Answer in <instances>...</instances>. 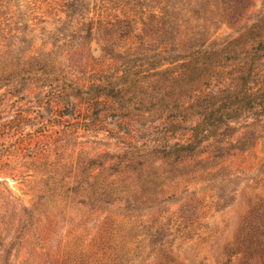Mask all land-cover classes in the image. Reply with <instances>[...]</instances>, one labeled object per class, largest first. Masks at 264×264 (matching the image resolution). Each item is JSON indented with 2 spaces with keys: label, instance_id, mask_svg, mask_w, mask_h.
Here are the masks:
<instances>
[{
  "label": "rangeland",
  "instance_id": "374dc122",
  "mask_svg": "<svg viewBox=\"0 0 264 264\" xmlns=\"http://www.w3.org/2000/svg\"><path fill=\"white\" fill-rule=\"evenodd\" d=\"M260 36L264 0H0V264L100 253L110 220L141 236L165 226L172 264H264V110L244 118L237 103ZM197 47L222 50L214 79L177 62ZM219 89L222 126L170 150L198 92ZM99 179L117 183L112 201H89ZM240 243L263 252L238 255ZM149 251L139 262L160 264Z\"/></svg>",
  "mask_w": 264,
  "mask_h": 264
},
{
  "label": "trees",
  "instance_id": "16d2710c",
  "mask_svg": "<svg viewBox=\"0 0 264 264\" xmlns=\"http://www.w3.org/2000/svg\"><path fill=\"white\" fill-rule=\"evenodd\" d=\"M132 22H134V20L127 19L117 24V26L120 24L118 30L123 33L121 34V38L127 35ZM141 22L144 24L142 20ZM167 23L168 21L165 22V24ZM90 25L91 24L89 23L87 28L82 30L85 34L83 36L80 35V39L88 41L92 37L94 28ZM163 26L164 23L159 28H162ZM153 29H151V31ZM259 38V44L262 46V55H259V59L257 60H254L255 55L252 56L254 64L249 65L247 68H242L245 69L243 73L246 74L244 78L246 83L252 78V83L254 84L252 89H244L240 92V95L238 94V96H242L241 100H238L237 103H240L242 105L241 108L244 109L243 114H246L244 118L249 115L245 113V111L254 109L256 111H260V109L264 110V65L261 63L264 60V36H260ZM209 49L210 51H204L202 48L197 47L196 51L190 52L189 55H185L183 58L181 57V59L179 58L177 62H182L180 64L182 71L189 70L188 68L193 67V65H197V67H200V65H206L205 68L208 67L212 70L209 77L214 79L218 74L216 71L219 68H222L220 63L222 59V50L217 52L212 50V47ZM242 54H245V61H247L249 56H251L248 52H244ZM131 56L134 57V60H131V63L134 64L133 66H136L137 62L143 65V61H145L144 59L136 58V55ZM126 58H128V55H126L125 59ZM165 62H168V60L165 59ZM198 94L199 95L196 98V101L198 100L197 109L199 110L196 113L197 119L191 123V127L187 130L189 137L182 141V143H177L170 148V150L176 149V153L188 152L192 149L197 150L195 148H198L200 144L203 143L200 139L206 141V134L209 130L211 131L213 128L222 126V90L219 89L218 97H211L210 93L206 94V92L201 91H199ZM230 99L231 98L229 97L227 100L229 101ZM223 108L228 109L229 107L225 106ZM260 114L261 113L259 112L254 113V116L250 118L259 120ZM88 189L91 192V197H89L90 202H103L104 200L112 201L114 197L119 194L117 183L115 181L108 182L105 179H99V181L94 180L92 184L88 185ZM29 214L30 213L28 211L25 215L31 219L32 216L30 217ZM108 225L112 231L107 233L109 235L108 239L102 243L100 253L88 256L84 253L71 251L66 256V264H146L144 261L139 262V259L142 258V256L149 250H151L149 251V257L158 255L159 253L164 255L160 264H172L174 262L171 257L167 256L166 252L163 250L164 244L161 243L167 236L165 233V226L158 225V228H143V236H141L138 235V233L141 232L139 230L140 227H136L135 225H131V227H129V225H125L123 223L118 224L117 220H110ZM260 248V245H256V247H253L252 245L251 247H247L245 243H240L237 254L249 255L251 259L257 258L261 256L263 252ZM25 264H31V261H27Z\"/></svg>",
  "mask_w": 264,
  "mask_h": 264
}]
</instances>
